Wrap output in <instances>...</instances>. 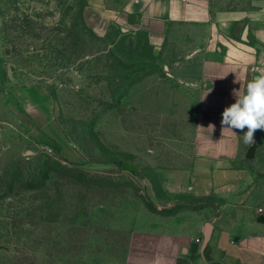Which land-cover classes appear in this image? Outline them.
Segmentation results:
<instances>
[{
	"label": "rangeland",
	"instance_id": "1",
	"mask_svg": "<svg viewBox=\"0 0 264 264\" xmlns=\"http://www.w3.org/2000/svg\"><path fill=\"white\" fill-rule=\"evenodd\" d=\"M88 6L0 0V264H95L140 175L194 163L198 62Z\"/></svg>",
	"mask_w": 264,
	"mask_h": 264
},
{
	"label": "crops",
	"instance_id": "2",
	"mask_svg": "<svg viewBox=\"0 0 264 264\" xmlns=\"http://www.w3.org/2000/svg\"><path fill=\"white\" fill-rule=\"evenodd\" d=\"M92 9L112 13L129 30H144L157 49L166 40L187 49L177 65H199L192 82L194 163L159 169L154 179L140 175L150 201L158 209L181 199L221 201L169 215L142 202L134 218L118 224L123 229L114 246L102 249L95 264H264V130L254 133L259 146L247 158V129L234 134L221 125L223 110L235 102L232 90L240 88L236 78L246 85L264 71V0H90L91 18ZM161 194L176 198L166 202Z\"/></svg>",
	"mask_w": 264,
	"mask_h": 264
},
{
	"label": "clouds",
	"instance_id": "3",
	"mask_svg": "<svg viewBox=\"0 0 264 264\" xmlns=\"http://www.w3.org/2000/svg\"><path fill=\"white\" fill-rule=\"evenodd\" d=\"M234 83H239L240 88L232 90L235 102L222 112V131L228 130L235 134L234 129L244 131L246 128L242 137L244 144L249 146L254 143V133L264 130V71L248 80L246 85L238 78Z\"/></svg>",
	"mask_w": 264,
	"mask_h": 264
},
{
	"label": "trees",
	"instance_id": "4",
	"mask_svg": "<svg viewBox=\"0 0 264 264\" xmlns=\"http://www.w3.org/2000/svg\"><path fill=\"white\" fill-rule=\"evenodd\" d=\"M146 205H147V207L150 209V210H152V211H154V212H157V213H162V214H174V213H176L178 210H180V209H182V208H184L185 206H183V205H177V206H174V207H171V208H167V209H158L155 205H154V203L152 202V201H150V200H147L146 202ZM203 206H193V207H191V208H194V209H199V208H202Z\"/></svg>",
	"mask_w": 264,
	"mask_h": 264
},
{
	"label": "water",
	"instance_id": "5",
	"mask_svg": "<svg viewBox=\"0 0 264 264\" xmlns=\"http://www.w3.org/2000/svg\"><path fill=\"white\" fill-rule=\"evenodd\" d=\"M162 76H163V77H166L167 74L165 73V74H163ZM73 80H74V82H75L76 84L80 81V79L78 78L76 72H73ZM258 146H259V145H258V143H257L256 141H255L252 145H250V147H249V149H248V151H247V153H246V157H247V158H254Z\"/></svg>",
	"mask_w": 264,
	"mask_h": 264
}]
</instances>
